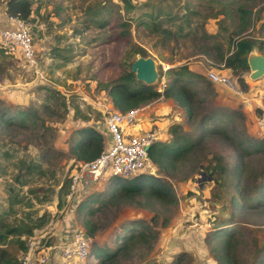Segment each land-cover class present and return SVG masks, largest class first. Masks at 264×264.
Listing matches in <instances>:
<instances>
[{
	"label": "rangeland",
	"instance_id": "374dc122",
	"mask_svg": "<svg viewBox=\"0 0 264 264\" xmlns=\"http://www.w3.org/2000/svg\"><path fill=\"white\" fill-rule=\"evenodd\" d=\"M4 1L0 0L1 23L5 21ZM31 5L36 9L24 23L36 50L40 74L19 56L0 50V219L16 224L47 216L46 222L33 228L30 235L19 237L40 245L45 240L54 244L70 237L67 235L72 221L69 226L64 222L68 212L74 210L64 208L62 195L61 206H56L58 192L66 190L74 166L68 144L75 137L73 129L80 124H95L103 138L106 136L101 124L110 108V98L103 85L129 69L139 49L154 60L157 77L151 85L158 89L168 78L169 64L198 59L194 55L214 41L226 51L238 5L251 9L246 33L264 55V0H31ZM222 7L229 15L218 12ZM212 29L215 33L210 38L202 36L203 30ZM219 73L226 74L240 89L234 74L226 70ZM260 79L264 74L255 80ZM196 89L205 97V109L221 106L232 111L224 117L222 126L227 137L206 138L178 160L170 173L160 172L170 182L176 204L156 205L151 222L156 239L151 247H137L130 255L118 257L114 264H216L208 252L211 242H205L203 236L213 224L228 221L234 227L235 262L260 264L264 257V142L256 144L261 149L245 144L249 139L264 138L255 133L256 126L249 127L244 116L236 114L239 107L216 105L209 98L211 90L204 95ZM18 109L27 111L22 120L17 116L2 120L5 112L14 115ZM197 118L186 120L178 106L177 112L166 116L164 132L170 134L162 140L181 133L192 137ZM244 138L239 145L237 140ZM238 154L243 161L240 179L231 172ZM20 160L38 163L42 172L24 176L18 167ZM212 165L217 167L210 175L204 166ZM107 178L98 179L93 191L100 190ZM233 196L241 200L240 209L230 204ZM92 204L98 208L92 219L99 227L91 238L90 250L112 248L125 219L140 217L150 222L154 213L134 205ZM71 219L82 229L77 214L73 213ZM7 248L19 255L14 241L8 240ZM99 259L93 252L76 260L49 251L43 264H96Z\"/></svg>",
	"mask_w": 264,
	"mask_h": 264
},
{
	"label": "trees",
	"instance_id": "16d2710c",
	"mask_svg": "<svg viewBox=\"0 0 264 264\" xmlns=\"http://www.w3.org/2000/svg\"><path fill=\"white\" fill-rule=\"evenodd\" d=\"M35 9L31 5V0H5L3 4V13L5 15L16 16L24 22L31 19L30 14ZM235 11L236 21L227 39V54L223 56L221 51H216L214 60L216 62H222V67L229 68L231 73L236 76V81L240 89L245 90L247 85L243 73L248 71L245 61L246 54L254 47L257 51H262L259 47L255 46L253 38L246 33L250 26L251 9L244 5H238ZM218 12L223 16L229 15V11H226L225 7H222ZM263 25L264 22L262 23ZM202 36L210 38L212 34L203 30ZM233 36L236 37L235 40L234 38L232 39ZM206 47L203 49L205 52L208 50ZM2 49L1 47L0 50ZM136 53H139L141 56H147L143 49H139ZM166 73L168 74V78L163 83L161 89L137 80L133 72L129 69L124 70L117 78L103 85L105 92L110 98L112 107L119 111L138 107L162 96L170 98L179 106L186 120L191 121L198 118L195 126L196 133L192 137L187 136L185 133L174 134L167 141L155 140L149 145L147 154L155 166L153 171H140L129 178L118 175L109 176L100 190L90 191L77 200L73 207L74 214L78 215L83 232L90 238L94 237L99 227L92 219V216L98 210L97 206H94L92 203L113 205L115 207L134 205L154 211L150 217V222H146L140 217H131L122 221L119 225V232L117 237H115V244L112 248L101 249L98 247L95 250L89 249V254L93 252L95 256H99L100 258L96 264H114L118 257L130 255L137 247H151L156 239V230L152 226L155 219L156 205H174L177 201L170 182L163 175L170 173L175 168L178 160L200 146L206 138H223L225 140L227 137L222 126L225 123L224 117L228 116L232 111L229 113V110L227 111L221 106L205 109V97L198 95L194 85L195 83H199L201 85L200 89L203 92H207V90H211L209 83L199 74L191 72L185 64L167 68ZM158 76L160 75L158 74ZM262 101L264 103V95L262 96ZM4 111L7 110L5 109ZM255 112L258 113L259 108L256 107ZM26 114L27 111L25 109H18L14 115H9L5 112L3 114L5 118L1 119L10 121L13 117L17 116L22 120V116ZM236 114L243 118L240 110L236 111ZM73 133L75 137H71L68 144V151L74 163L78 161H90L99 154L102 148L103 136L95 126L91 124H80L73 129ZM245 137L249 139L247 136ZM246 138L237 140L239 145ZM260 142L263 143L264 140L256 138L253 140L249 139L245 144L255 149H261V147L256 146ZM18 167L23 169L24 176L42 172L40 165L35 162H24L20 160ZM216 167V165L210 167L204 166V169L208 174L212 175ZM224 169V166L221 167L222 171ZM242 171L243 161L240 154H238L232 164L231 172L235 178L240 179ZM160 172L163 174L162 176ZM15 179L21 184L26 183L24 179ZM65 186L66 182L62 185V189ZM65 191L60 189L58 192L57 208L61 206L59 197L62 195L63 199ZM261 193L264 199V183ZM9 197H15V195L9 194ZM10 202L14 203L15 200H11ZM230 204L234 209H240L242 205L241 200L236 199L234 196L230 198ZM46 220L47 216L45 215L35 218L34 221L29 220L27 222L21 220L16 224H9L0 219V264H20L19 255L16 256L14 251L7 248L8 240L16 243V250L20 252L24 251L27 243L19 237L21 235H30L33 228L43 225ZM164 223L165 221L162 222V224ZM229 223V221L217 222L203 236L205 242L208 244L211 242L208 252L216 264H237L233 256L232 239L234 237V227L229 226ZM44 243L50 244L48 240H45ZM260 264H264V257L261 258Z\"/></svg>",
	"mask_w": 264,
	"mask_h": 264
},
{
	"label": "built area",
	"instance_id": "2783aa9c",
	"mask_svg": "<svg viewBox=\"0 0 264 264\" xmlns=\"http://www.w3.org/2000/svg\"><path fill=\"white\" fill-rule=\"evenodd\" d=\"M5 20L7 24H0V46L5 51L19 56L37 72L36 50L24 21L12 15H5ZM37 73L40 74V72ZM206 77L211 82L221 84L236 94L240 93V89L234 87L235 83L226 74L207 69ZM162 86L163 83H161ZM263 95L264 93L260 95L259 112L255 116V133L259 138H264ZM138 107L125 111L109 108L103 117L106 136L102 140V148L92 160L74 163L63 195L64 208L74 207L78 186L88 179L97 181L112 175L129 178L140 171L155 169L148 158L147 150L152 142L158 140V128L150 127L140 132L131 131L130 127L135 122ZM90 243L91 238L80 228H76L68 239L60 243L44 244L43 242L38 245L35 241H30L25 250L19 253L20 264H43L46 262L49 251H56L62 258L83 260L89 255ZM38 247L39 251L36 250Z\"/></svg>",
	"mask_w": 264,
	"mask_h": 264
},
{
	"label": "crops",
	"instance_id": "0c3cea01",
	"mask_svg": "<svg viewBox=\"0 0 264 264\" xmlns=\"http://www.w3.org/2000/svg\"><path fill=\"white\" fill-rule=\"evenodd\" d=\"M3 15H5V14L3 13ZM0 24L5 25V24H7V21L5 20L3 23L0 22ZM205 31L209 34H212V35H214V33H215L214 29H212L211 31L210 30H205ZM215 43H216V45H215ZM224 47H222V44H219L218 42L214 41V43H212L211 46H209V45L207 46L209 51L205 52L204 50H200V52H198V54L194 55V57L198 56L199 57L198 59H188V60L185 59L184 61H180V63H177V64H169L170 65L169 67H175V66L185 64L191 72H193L194 74H199L200 76H202V78L206 82H208L210 85L212 92L209 94V98H210L212 103H214L216 105H223V106H229V107H234V106L239 107L240 111L242 112V114L244 116V120H245L246 124H248V122H249L248 126L251 128H253V127L255 128V126H256L255 125V116H256L255 108L256 107L258 108V103L260 101V95L264 93V79L250 80L247 78V76H246L247 72H246L245 76H243V77H244V80H245L247 87L245 90L240 89V93L236 94L231 89H228L227 87H225L221 84L211 82L206 77V70L207 69H214L217 72H223V70L231 72V70L229 68L222 67V65H221L222 62L211 61L212 58H213V60L215 59L214 56L216 55V51H221L223 56H225L227 54V51H225ZM253 49L256 52H259L255 48H253ZM259 53H261V52H259ZM261 54H263V53H261ZM194 85H195V87H197L199 89V91L201 90L199 83H197V84L195 83ZM234 87L237 88L236 85H234ZM201 91L205 95V93H204L205 91L204 92H203V90H201ZM153 101L154 102L158 101V102H157V104L153 105L152 104ZM109 105H110V108H113L111 103ZM177 107L178 106L170 98L159 96L158 99L157 98L153 99L152 101H150L144 105H140L138 107L139 109L137 112L135 122H134L133 126L130 127V129L132 132H140V131H143V130L150 128V127H156V128H158V132H159L158 140L159 139L160 140L165 139V137L170 134L169 132H166V133L164 132V130L167 126L166 116L169 112H170V116L173 113L177 112ZM162 114L163 115L165 114L166 116L162 117ZM91 125H93V124H91ZM101 125L104 128L103 119H102ZM93 126L96 127L95 124ZM96 182H98V181H92V180L88 179L87 181L80 183L78 186L77 193H76L77 198H80L84 194L96 189L97 186L96 185L94 186V184ZM76 202H77V200H76ZM73 213L68 212V215L65 216V219H67V221L64 222V224L66 226H69V222L72 221V225L69 226L70 232L68 231L69 234L67 236H70L71 233L77 228L76 222H74L73 219H71ZM59 226H60L59 227L60 229L63 228V226L61 224Z\"/></svg>",
	"mask_w": 264,
	"mask_h": 264
},
{
	"label": "water",
	"instance_id": "95a60500",
	"mask_svg": "<svg viewBox=\"0 0 264 264\" xmlns=\"http://www.w3.org/2000/svg\"><path fill=\"white\" fill-rule=\"evenodd\" d=\"M248 71L247 78L257 79L264 74V55L251 49L247 52L245 58ZM129 70L133 72L134 77L144 84H151L157 77L154 60L151 56H141L139 54L130 62ZM210 178V177H209Z\"/></svg>",
	"mask_w": 264,
	"mask_h": 264
}]
</instances>
